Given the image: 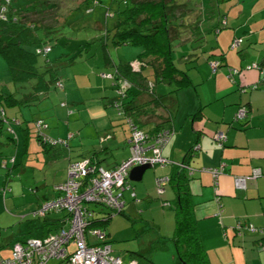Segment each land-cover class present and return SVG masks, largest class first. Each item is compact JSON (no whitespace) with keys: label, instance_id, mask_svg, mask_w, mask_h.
<instances>
[{"label":"crops","instance_id":"0c3cea01","mask_svg":"<svg viewBox=\"0 0 264 264\" xmlns=\"http://www.w3.org/2000/svg\"><path fill=\"white\" fill-rule=\"evenodd\" d=\"M199 2L200 3H196V6L202 11V15L207 21H205L201 27L193 33V36L201 35L206 41V44L208 42V36L211 33H214L217 38L218 46H215L216 43L213 41L211 48H209L210 46L208 47V45H206L205 48L204 45L200 50H190V52L186 54H199V57L191 56L185 58L183 62L178 60V67L184 70L183 67L186 65V67L189 68L188 74L192 81V85L173 94L167 93L165 85V87L163 85L157 87L158 94L165 95L162 101L164 105L167 106L166 110L160 109L157 111V114H163L164 116L169 115L171 117L172 125L166 127H170L172 131H174V134L169 144L166 145L162 151L163 156L169 161V163L163 167H154H159V170L158 172H155V176L150 179L156 190V181L159 177H169L170 182L171 178L176 173H183L187 177L189 191L195 204L194 214L197 220L198 232L202 239L204 249L207 252V258L210 264H264V245L262 246L263 242L261 240L263 236L259 233H252L249 230V226L264 230V72L249 68L254 63L256 64L260 62V59L264 56V50H262V47H260V49L259 47H255L254 51L257 50L258 52L259 50L261 53L258 58H256V54V56L252 58V62L249 64H246L245 62L247 57H249L248 52L240 54V57L242 58L238 62H231V57L226 54L223 45L221 44L220 37L224 32L222 31V20H219L222 17L227 19V27H229L230 17L241 20V15L244 12H247L250 14V17L248 18L247 23L243 24L241 26L242 28L240 27V30H243V28L244 32L249 30L252 37L258 32L263 31L264 33V0H256L251 3H246L244 0H241L232 7L228 6L227 3H224L219 9L220 18L204 15V11H206V13L209 12L207 11L209 10V6L204 4L200 7L202 0ZM225 7L228 8L226 10L227 14L222 15V9ZM194 15V18H196L197 14L194 13ZM228 37L231 38L228 44L229 48L231 47V50L241 49L244 40L242 44L236 48H233L232 42L235 39H243V37H239L235 32L233 33V36L228 35ZM126 49H128L127 52L125 48H115V53H110V59L113 63L111 64L110 62V66L109 60L107 62L105 59L104 50H101L100 48V53L98 55V50H96V54H94L96 58L100 55V61L102 62L103 60V66L97 65L89 70L94 72L93 82L96 83V86H91V83L88 84L89 79L92 77L86 73L83 77L85 86L81 87L83 88L84 99H88V94H86V92L92 91L88 100L96 102V108L105 110V114L109 119V124L112 129L110 131L112 133L109 132L108 135L107 131L104 134H99L103 128H105L104 126H99V131L95 130L97 136L101 139V143L104 144L102 149L99 150L100 152L95 150L97 161H101V166L104 167L103 163H105L111 156L113 157V149L118 148L121 151H125L122 153V158L116 159L112 166H109L108 168L104 167L105 169L116 167L130 156L126 153V149L129 148L128 138L130 135V129L126 124L124 111L123 109L118 110L116 106H113L112 100L115 99L116 94L113 89L112 81L109 80V78H104L102 76L105 72L108 74L112 73L115 68L113 65L118 64L119 62L132 61L131 63L133 64V67L136 70L139 68L140 63H134L138 51L133 48ZM78 51L79 48L76 46V50L71 53L75 54ZM120 51L132 54L133 56L126 60L121 56L119 53ZM64 52H66V50H60V53ZM93 52H95L94 47L90 49L88 55ZM60 53L58 55L54 53L53 58H58L61 55ZM212 54L216 56L211 57L210 55ZM222 55L223 58L220 57ZM195 59H198V62L191 63V60ZM215 59L222 60V67L218 69L217 73H213L208 62ZM61 61H63V59H61ZM82 61L85 60L82 59ZM95 61L96 60H92V64L95 65ZM76 64L77 62L73 65L76 66ZM234 71L236 74L232 76V72ZM150 72L151 71H146L145 73L149 74L148 82L153 86L158 81H155V77L151 76ZM95 73L98 75L96 76ZM62 79L64 81V78ZM77 79L78 77L75 78L76 82ZM258 84H260L262 88L260 87L259 89L254 90L252 87L257 86ZM200 85L201 88H198ZM191 88H194L195 90L193 91ZM61 91H64L63 95L67 101L70 100V98L76 97L72 90L67 89L66 85H64V89ZM246 94H249V96L247 97ZM150 98L151 94L145 92L137 98L136 103H145ZM97 100L99 102H97ZM67 101L61 102L60 108H67L69 114L73 111L70 109L71 106ZM243 106L247 108L249 116L241 121H237L236 118L238 111L240 107ZM78 107L79 114L88 110L83 109V102L78 103ZM110 110L116 112L119 117L117 116L115 118ZM17 113L18 111L15 114ZM20 113L23 116L22 118H19L12 113L10 114V117H18L21 121H29L23 111ZM39 120L44 119L39 118ZM45 126L46 130L50 129L47 122H45ZM148 126L151 127V125ZM152 126H155L154 122ZM12 127L13 134L16 137L15 145L17 146V149L20 147L21 137H23V163L25 158H28L31 149L34 151L38 150L35 142L39 147L40 145L34 136L27 140L19 126L18 128L15 126ZM45 129L43 130V135L50 139V141H57L55 140L56 138L53 139L57 135H59L58 139L63 140L68 139V137L64 138L65 135H69V140L75 138V134L71 131L72 128L70 125H68V129L67 127L65 128L64 133H62L63 128L60 127L56 132L50 134V136L45 134ZM105 130L106 129H104V131ZM9 133L10 136H12L11 132ZM221 134L225 137L224 141H222L223 143L216 140V136ZM71 141H68L69 147H57L58 149L52 150L51 152H54V155L56 156L59 155L60 159H58V157H53L49 162L54 163L58 160H62L60 161V164L63 163V160L68 163L73 162L71 154L75 153L74 148L80 147L82 143L73 144ZM19 150L20 149H18V154L20 152ZM56 150L59 151L56 152ZM25 151L28 152L27 156H24ZM36 158L39 162L36 166L42 168L43 161L45 162V157L43 158L42 155L37 154ZM10 161L15 165L17 158H11ZM0 162H2L0 163L1 167L3 165L6 167V161L2 160ZM49 162L47 161V163ZM255 173L258 174L257 177H253ZM240 177L247 178L245 188H238L236 186V179ZM65 180L56 183V185L65 182ZM169 184L166 187L164 195L160 196L157 192L159 196L155 193L154 197H152L153 192H150V190L141 189L140 187L132 188V186L129 185L131 187L130 191H132L131 197L136 201V204L141 202L138 199L137 194V190H139L142 196L147 200V203H153L152 207L147 210V212L151 211V215H153L154 211L161 206L165 220L166 218L170 220V226L168 225L165 227H167L169 231L173 229V232H166L163 228L164 226L157 223L156 218L151 216L150 219L153 222H151L150 225L156 228V234L152 235L154 240L152 243L162 239L173 241L172 237L176 222V206L173 208V201H175L177 205V196L172 184ZM7 189V183L3 184L2 190L5 204H7ZM10 191L12 190L10 189ZM125 193L126 191L124 194ZM134 193L135 196H133ZM137 200H139V202ZM163 202L168 203L169 206H165ZM168 210L174 211L173 217H169V214H172V212ZM27 216L20 217V219L23 220V222L20 223L23 225L24 229L16 236V238L9 240L10 244L8 245H10V249L13 247V243L15 244L18 241H24L25 239L30 238L28 235H31L30 233L36 224L31 227L33 223L28 222L29 218ZM39 233H42V231ZM35 235L36 233H34L33 236L37 237ZM109 237L110 235H108V240ZM109 241H112L111 238ZM168 246L171 249V246ZM130 249L137 248H128V250L120 249L119 253L116 254V257H119L123 263H125V260L130 257L126 264L136 261L132 258ZM149 249L150 248L143 249V247H141L138 251H147ZM127 252L129 255L125 254ZM172 254L173 258H171V255L169 258L164 255L153 253V255L151 254L152 264H176L177 254L175 253V256L174 253ZM0 256L2 257L1 252Z\"/></svg>","mask_w":264,"mask_h":264},{"label":"trees","instance_id":"16d2710c","mask_svg":"<svg viewBox=\"0 0 264 264\" xmlns=\"http://www.w3.org/2000/svg\"><path fill=\"white\" fill-rule=\"evenodd\" d=\"M199 1L200 0H120L119 2L122 3V7L120 9L119 6L116 10L119 21L111 31L107 30L100 39L93 43L88 42L85 45H76L79 51L75 54H72L67 49L66 46L69 44L68 43L66 46H63L66 52L60 53L61 55L58 58H53V54L56 53L55 48L58 46V42L61 41L62 38H65L62 34V29L66 26L65 21H67L66 19H62L63 15L60 13L59 3L51 0H24L16 4L17 0H0V55L6 59L12 75V82L16 85V91L14 92L6 93L0 91V135L2 136L6 130H9L12 136H8L7 141L9 144H16V137L13 134L12 126L18 125L27 140L33 136L36 138V141L44 151L45 158L46 153L52 156L53 153L50 151L58 149L57 147H69L68 140H62L65 143H61L53 140L50 142L44 139V128L40 129L37 126L40 121L45 124L44 120L21 121L18 117L11 118L10 114L13 110L20 113L25 107L37 105L43 97L48 96L53 90H63L65 84L62 79L63 77L59 74V69L69 67L70 65L72 66L78 59L86 60L95 57L94 54L98 47L104 50L105 59L107 62L109 60V66L110 62L113 64L110 59V47L113 49L131 47L136 48L138 51L134 61V63H140L137 70L133 67L132 61L119 62L113 65L115 68L112 73H103L111 76L109 80L112 81L113 89L116 94L115 99L112 100L113 106H116L118 110L123 109L126 124L129 129V121L131 120L150 138L154 137L160 131L171 129L170 127H166L172 125L171 117L169 115L164 116L163 114H157L158 110H166L167 108L162 101L165 95H159L157 87L165 85L166 87H164L167 93L173 94L192 85V81L188 74L189 68L186 67V70H183L178 67L174 52L178 45L185 42H190L192 51L200 50L206 42L201 35L193 36V33L207 21L203 17L202 11L196 6L197 2L200 3ZM230 1L239 2L241 0H209V5H207L209 6V10H207L209 12L206 13V11H204L203 14L220 18V6ZM244 1L246 2L248 0ZM100 2L101 0H84L77 8L83 5L94 6ZM189 3H191V7ZM206 3V0H202L200 6ZM183 7H185V10H183ZM194 13L197 14L196 18H194ZM3 17H5V19H3ZM219 20H222L221 25L225 27L228 25L227 19L222 17ZM55 33H58L57 36L52 37ZM236 40L238 39H235L232 44ZM241 40L243 42V39ZM176 42L179 43L175 44ZM93 44L96 46L94 47ZM258 44L263 45L262 50H264V42H258ZM93 47L95 52L88 55L90 49ZM47 48H50V51L45 53ZM191 56L199 57V54H185L178 60ZM210 56L214 57L216 55L212 54ZM220 57L223 58V55ZM61 59H63V61H61ZM197 62L198 59L191 60V63ZM208 62L210 67L212 63H217L218 68L222 67V60L215 59ZM249 68L264 72V56L260 59V62L254 63ZM146 71H151L150 75L155 77V81H158L153 86L148 82L149 74L145 73ZM28 84L32 85L31 91L25 93L22 90H25ZM260 87L262 88V86L258 84L252 88L255 90ZM145 92H149L151 98L145 103L137 104V98ZM244 108L248 113L247 108ZM236 120L239 121L237 118ZM153 122L155 126H152ZM148 125H151V127ZM0 145H2L1 142ZM57 151L59 150H56V152ZM94 154L96 157V151ZM27 155L28 152L25 151L24 156ZM51 156L48 158L49 160L53 157H59V155ZM1 158L3 161H6V167L4 168V165L2 167L8 169L10 161L4 158L2 153H0V159ZM48 159L47 161H49ZM85 160H89L91 165H96L98 168H104L101 166V161H97L95 158H86L79 162ZM72 163L75 162H70L68 164V171ZM61 184L54 185L55 194H60V192L56 190V187ZM170 184H172L175 189L177 196V205L175 208L176 222L172 237L177 254L176 264H210L207 258V252L204 249L202 239L198 232L197 220L194 214L195 204L189 191L187 177L183 173H176L171 178ZM59 196L55 198L58 199ZM55 198H53V200H55ZM50 201L51 200H46L38 205L37 210ZM51 213L61 212H50L48 214ZM48 214L41 217L34 216L33 213V218L39 219V221L43 219L42 222H39L34 227L39 234L37 238H46L56 233L59 229H62L65 225V220H51L47 217ZM96 214L98 215L100 213L96 212ZM97 215L92 220L90 228L107 229L113 215L117 214H110L109 217L102 218H97ZM118 215H123L130 219L124 210L118 213ZM41 231L42 233H39ZM103 233L107 236L108 240V235L104 231ZM260 235L263 236L261 238L263 246L264 234ZM108 242L111 243L109 240ZM154 244L155 251L168 249L166 240L162 239ZM152 252L153 251L149 249L147 251H130V254L138 264H152ZM10 254L9 256L12 258L13 255L12 253Z\"/></svg>","mask_w":264,"mask_h":264},{"label":"rangeland","instance_id":"374dc122","mask_svg":"<svg viewBox=\"0 0 264 264\" xmlns=\"http://www.w3.org/2000/svg\"><path fill=\"white\" fill-rule=\"evenodd\" d=\"M24 0H17V3H21ZM51 1H57L60 5V13L63 15L62 19H66V26L62 29V34L65 36V38H62L61 41L58 42V46L55 48L56 55L60 53V50L63 49V46H66L67 49L70 52H74L76 50V45L80 46V44L85 45L88 42H95L98 39L101 38L106 32V30L111 31L115 24L119 21V16L116 13V10L122 7V3L119 2L120 0H101L100 3L94 6H86L83 5L80 8H77L81 2L84 0H51ZM206 6L209 5V0H206ZM252 0L246 1V3H251ZM228 6H234L236 5L235 1L226 2ZM190 7H191V3ZM224 4V3H223ZM18 6V5H16ZM187 6V5H186ZM189 6V5H188ZM201 7V6H200ZM228 8L225 7L222 9L221 14H227ZM183 10H185V7H183ZM227 16V15H226ZM250 17V14L247 12H244L241 15V20L236 18H229L230 25L229 27L223 26V32L224 34L220 37L221 44L223 45V48L227 55L231 57V62H238L242 57H240V54H244V52L249 53V57H247V60H245L246 64H249L252 62V58H254L257 54V57H259V54L261 51L257 50L254 51L255 47H262L263 45L258 44V42H264V33L263 31L256 33L253 37L250 34L249 30H246L244 32L243 30H240L243 24L247 23L248 18ZM225 25V24H224ZM241 27V28H240ZM236 33L239 37H243L244 44L241 46V49L238 50H231V47L229 48V41L230 37L228 35L233 36V33ZM58 33H55L52 35V37L57 36ZM258 34V36H257ZM263 34V35H261ZM227 35V36H226ZM219 37V36H218ZM186 38V37H185ZM215 42L218 46L217 38L214 33H211L208 36V42L203 45L206 48V45H208L209 48L212 46V42ZM99 42V41H98ZM179 42H176L175 44H178ZM95 47L96 45L93 44ZM125 48L126 52L128 49ZM131 48V47H130ZM100 48L98 47V53H100ZM122 49V48H120ZM132 49V48H131ZM136 49V48H133ZM191 50V44L190 42H185L181 45H178L175 48L174 56L176 57V63L178 62V59L184 55L188 54ZM241 52H240V51ZM109 52L113 54L114 49L112 47L109 48ZM240 52V54H239ZM115 53V52H114ZM123 58L128 60L129 57L133 56L132 54H127L124 51L119 52ZM96 54V52H95ZM87 56V55H85ZM92 60L95 61V65L92 64ZM79 61V62H78ZM77 61L76 66L72 65L66 68L59 69V74L61 77L64 78L65 85L67 86L68 90H72L73 94L76 96L75 98H70V100L67 101V99L64 97L63 93L64 91L61 90H53L51 93H49L48 96L43 97L35 106L31 107H25L22 109L25 116L28 120H35L42 118L47 122V124L50 126V129L45 130V134H50L56 132L60 127L63 128L62 133L65 132V128L68 125L71 126L72 132L75 134V138L69 140V135H65L64 138L68 137V141L71 143H82L80 147H75L74 152L72 153V161H82L86 158H95V150L99 151L102 149L104 144L101 143V139L97 136L96 131H99V126H104L103 130L99 134H104L107 131V135L112 130L111 126L109 124V119L106 116L105 110L96 108V102L88 100L91 96L92 91H87L86 94L88 99H84L83 91L81 87L85 86V82H83V77L87 73L88 75H91L92 78L89 79L88 84L91 83V86H96V83L93 82V73L89 71L90 68L96 67L97 65L103 66V60L100 61V55L96 58H88L85 61H82V59H79ZM81 61V62H80ZM180 61H184V59L181 58ZM230 62V61H229ZM237 64V63H236ZM78 65V66H77ZM181 65V63H180ZM184 66V65H183ZM202 67V66H201ZM186 68V65L183 67ZM203 68V67H202ZM192 71V70H191ZM96 76L98 75L95 73ZM11 72L9 70L8 63L6 59L0 55V91L1 92H14L16 91V85L13 84L12 78H11ZM78 77L77 82L75 81V78ZM31 84L27 85V88L25 90H22L25 93H28L31 91ZM198 88H201V85L198 86ZM193 91L194 88H191ZM248 97L249 94H246ZM67 101L70 104V109L73 111L72 113H69V110L67 108H60L61 102ZM84 103L83 109H88L84 113L78 112V103ZM97 102H99L97 100ZM244 107V106H243ZM39 108V109H38ZM11 110V109H10ZM112 111V110H110ZM14 115H17L19 118H22L23 116L21 113H16V110H13L11 112ZM104 113V114H103ZM114 114V117L116 118L118 115L116 112L112 111ZM247 116H249V112L247 113ZM119 117V116H118ZM121 120L120 118H118ZM123 123V122H122ZM15 124V123H14ZM124 125V124H123ZM16 128H18V125H13ZM125 126V125H124ZM20 128V127H19ZM104 129H106L104 131ZM81 131V132H79ZM10 131L6 130L3 135H0V142L2 145H0V153L3 154L4 158H6L8 161H10L11 158H17V162L14 165L10 161L8 169H4L0 166V252L2 257L1 259L7 260L10 258L9 255H11V249L8 244H10L9 240L12 238H16V236L24 229L23 225H21L20 222H23L20 217L27 216L28 222L33 223L31 227L34 224H38L39 222H42L43 219L39 221V219L33 218V213L37 211L38 205L42 204L46 200H53V198H57L60 194H55L54 188L55 184L58 182H62L63 180H67V173H68V162L63 160V163L60 164V161L50 163L49 159L51 155L49 153H46L47 157L45 158V162L43 161L42 168L37 167L36 165L39 163L37 161V154L42 155L44 158V151L41 149L37 143L35 142L38 150H32L28 155V158H25L24 162L22 163V157H23V137H21V145L18 149H20L18 154L17 146L13 143L9 144L7 141V137L10 136ZM68 133V131H67ZM112 133V132H110ZM72 134V133H70ZM105 135V136H107ZM58 136H55L53 139L59 141L63 139H58ZM52 138V137H51ZM79 151V152H77ZM126 153L130 155V149H126ZM51 152V151H50ZM100 152V151H99ZM125 151H121L118 148L113 149V157L111 156L104 164L105 168H108L109 166H112L113 162L116 161L118 158H122V153ZM52 156H54V152H52ZM128 155V156H129ZM51 156V157H52ZM3 158V159H4ZM59 158V157H58ZM47 159L49 160L47 163ZM2 158L0 159V161ZM28 162V163H27ZM23 164V165H22ZM28 164V165H27ZM36 166V168H35ZM158 168H151L147 170L144 180L141 183H135L129 181V185L133 187H140L141 189L150 190V192H153L152 197L155 196V193L157 194V189L155 190V186L150 178H153L155 176V172H158ZM9 172V174H8ZM7 183V204L4 202V196H3V184ZM127 187V184H126ZM10 189L12 191H10ZM131 190V189H130ZM127 190L124 194V200L126 202L125 207V213L130 217L128 219L127 217L123 215H113L112 211L105 207H96L95 205L91 204L90 208L95 210L96 212H99L100 214L97 215L98 217H109L110 214L113 215V218L108 226L107 229L104 228H98L91 230V232L96 231H104L107 235H110L109 240L111 238L112 243V250L113 255L116 256L117 253H119L120 249H126L128 248H137V249H130L132 252L138 251L141 247L143 249L150 248L153 253H156L157 255H164L166 257L171 258L172 253H176L175 250V244L173 241L166 240L168 245L171 246V249L168 246L167 250H159L155 251V244L152 243L153 238L152 235L156 234V228L152 227L150 224L153 222L150 218L151 216L156 218V222L160 225L164 226V230L166 232H173V229L169 231V229L165 226H170V220L166 218L163 215V209L160 208L154 211V214H152L151 211L147 212L149 210L153 203L148 202L147 200L142 196V194L137 190L138 199L141 201L139 204H136V201L133 200L131 197L132 191ZM158 195V194H157ZM159 196V195H158ZM48 197V198H46ZM55 198V199H56ZM159 198V197H158ZM159 202V201H158ZM160 205V204H159ZM158 205V206H159ZM157 206V207H158ZM176 206V202L173 201V208ZM172 212V214H169V217H173L174 211L168 210ZM67 216L66 212L61 213H51L48 214V218L51 220H57L62 221ZM16 217V218H15ZM173 226V225H172ZM89 233V242L91 245L99 244L100 239L97 235L93 233ZM163 232V233H166ZM36 233L35 236H38L37 229H32L31 235H28L29 237H34L33 234ZM159 253V254H158ZM126 255H129V253H125ZM122 255V254H121ZM123 256V255H122ZM130 258V257H129ZM128 258V259H129ZM127 260H125V263H127ZM56 259H51L48 264H57ZM129 264V263H128Z\"/></svg>","mask_w":264,"mask_h":264},{"label":"built area","instance_id":"2783aa9c","mask_svg":"<svg viewBox=\"0 0 264 264\" xmlns=\"http://www.w3.org/2000/svg\"><path fill=\"white\" fill-rule=\"evenodd\" d=\"M241 43V39L236 40L233 48L239 47ZM49 51L50 48H47L45 53ZM211 69L213 73H217L218 64L212 63ZM234 74L235 71L232 72V75ZM102 76L111 78L105 74ZM246 117L247 111L241 107L237 119L242 120ZM129 124L130 156L113 169L98 168L96 165H91L89 160L72 163L67 180L56 187L60 192L59 198L45 203L34 213V216L44 217L50 212L66 211L68 216L64 218V227L46 238H31L25 243H16L13 246L12 258L0 259V264H48L51 259H56L58 264H124L119 257L113 255L112 244L101 230L91 232L94 229L90 228V225L97 214L90 205L107 207L113 214L121 213L126 205L124 192L131 189L129 186L131 171L142 166L152 168L166 166L169 161L163 156L162 151L174 134L172 129H167L150 138L132 120ZM37 126L40 129L46 128L42 121ZM44 137L46 141H50L46 136ZM224 138L222 134L216 136V140L220 143H223ZM59 142L65 143L62 140ZM257 176L258 174L255 173L253 177ZM156 182L158 194L164 195L170 178L159 177ZM246 183L247 178L236 179L238 188H245ZM164 205L169 206L165 202ZM249 230L264 234V230H258L253 226H249ZM90 232L99 237V244H90ZM129 264L138 263L132 261Z\"/></svg>","mask_w":264,"mask_h":264},{"label":"water","instance_id":"95a60500","mask_svg":"<svg viewBox=\"0 0 264 264\" xmlns=\"http://www.w3.org/2000/svg\"><path fill=\"white\" fill-rule=\"evenodd\" d=\"M152 167L150 166H142V167H137L134 168L131 171L129 180L135 183H140L143 181L144 175L147 172V170L151 169Z\"/></svg>","mask_w":264,"mask_h":264},{"label":"clouds","instance_id":"9594fccd","mask_svg":"<svg viewBox=\"0 0 264 264\" xmlns=\"http://www.w3.org/2000/svg\"><path fill=\"white\" fill-rule=\"evenodd\" d=\"M31 238H37V237H30V238L25 239L24 241H18V242H16V243H20V242H21V243H25L27 240H29V239H31ZM16 243H15V244H16ZM15 244H14V245H15ZM14 245H13V246H14ZM12 252H13V247H12ZM0 259H1V258H0ZM2 260H3V259H2Z\"/></svg>","mask_w":264,"mask_h":264}]
</instances>
